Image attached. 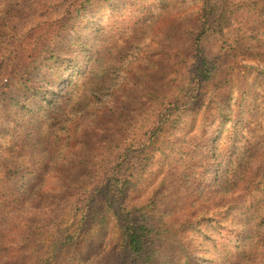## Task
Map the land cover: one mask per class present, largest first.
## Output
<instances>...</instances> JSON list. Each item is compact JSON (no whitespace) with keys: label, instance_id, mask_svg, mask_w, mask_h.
I'll return each instance as SVG.
<instances>
[{"label":"rangeland","instance_id":"obj_1","mask_svg":"<svg viewBox=\"0 0 264 264\" xmlns=\"http://www.w3.org/2000/svg\"><path fill=\"white\" fill-rule=\"evenodd\" d=\"M83 1L0 0V264H131L101 186L186 94L131 178L149 264H264V0H94L57 27ZM202 27L218 69L199 86ZM54 35L74 64L46 103L16 60Z\"/></svg>","mask_w":264,"mask_h":264},{"label":"trees","instance_id":"obj_2","mask_svg":"<svg viewBox=\"0 0 264 264\" xmlns=\"http://www.w3.org/2000/svg\"><path fill=\"white\" fill-rule=\"evenodd\" d=\"M94 0H86L78 4L73 10L66 12L67 16L63 18L62 24L60 16L57 17V27L65 26L69 28L74 19L85 13L88 6H92ZM90 2V3H88ZM207 14V11H206ZM207 16V15H206ZM206 29L202 27L196 37V62L193 66L192 74L196 79L197 85L206 84L212 77L213 71L218 69V63L215 59H210L203 53L201 42L203 37L206 36ZM60 35H54L51 39V45L45 50L46 57L42 59L41 56H33L29 65L25 66L26 56H18L16 60V68H24L22 75L23 83L26 85L33 84L29 87L30 92L43 94V100L46 103L52 102L54 96L58 95L55 86L48 89L45 84H52L50 80V72L54 71L57 74L61 73V69H65L66 64H74V59L70 55L63 53V48H60L57 42ZM20 54V53H19ZM39 65H31L37 64ZM34 69L28 72L29 68ZM62 78L65 75H61ZM47 85V86H48ZM189 94H186L181 99L170 103L171 105L162 109L157 115L155 122L147 132L148 139L146 142L142 140L138 143L131 144L125 150V153L120 157L119 162L113 167L111 175L107 181L101 186L102 192L105 193V201L109 211L114 215L119 223L125 242L126 260L131 264H149L153 259L152 238L155 231V226L148 222L146 215L143 214L141 209L132 207L128 203L131 178L135 170L144 162L150 160L149 142L154 137L158 136L174 117L179 116L184 106L190 105L188 99ZM18 104H22L21 100H16ZM141 157V159H140Z\"/></svg>","mask_w":264,"mask_h":264}]
</instances>
